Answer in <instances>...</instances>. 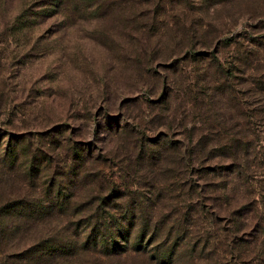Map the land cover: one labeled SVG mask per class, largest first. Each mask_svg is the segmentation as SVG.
<instances>
[{
	"label": "rangeland",
	"instance_id": "rangeland-1",
	"mask_svg": "<svg viewBox=\"0 0 264 264\" xmlns=\"http://www.w3.org/2000/svg\"><path fill=\"white\" fill-rule=\"evenodd\" d=\"M133 198L172 264H264V0H0V264Z\"/></svg>",
	"mask_w": 264,
	"mask_h": 264
},
{
	"label": "trees",
	"instance_id": "trees-1",
	"mask_svg": "<svg viewBox=\"0 0 264 264\" xmlns=\"http://www.w3.org/2000/svg\"><path fill=\"white\" fill-rule=\"evenodd\" d=\"M1 159L2 161L6 159L9 167L14 166L18 161L16 154L12 151L8 152L7 149L4 150ZM35 165V159L33 158L30 169L36 170ZM37 165L40 167L39 171H41L45 170L50 162L43 160L38 162ZM77 178V172L70 175L59 173L53 179L49 178L41 190L44 201H42L40 207H37V212L34 213L38 215L32 216L37 218L42 215L46 217L52 214L60 215L68 210L69 198L71 192H73L71 190L74 189V186L77 188L78 183L81 182V179ZM75 179L76 183L74 182ZM63 180L65 183L69 180L70 182L65 184ZM68 190L71 193L70 195L64 193ZM103 201H106L105 198H101L98 204L105 205ZM140 205L139 199L133 198L117 216L110 213L101 214V212L96 211L91 216L77 220L74 224L75 229H67V231H64V236L58 234V238L56 237L55 240L40 241L37 245L17 256L28 264H42L45 260L70 254L68 253L70 250L76 251V258L83 254H96L104 259H116L126 258L131 254L150 256V253H152L153 257L149 258L153 264H172L177 246L172 243L169 244L170 240L164 239L163 244L159 242V244L153 245L158 240L160 230L154 226L150 228L149 218L142 214ZM10 218H13V216ZM260 232L264 243V227ZM1 236L3 239L4 235ZM69 237H73L74 240L70 241L67 239ZM19 257L17 258L19 259Z\"/></svg>",
	"mask_w": 264,
	"mask_h": 264
}]
</instances>
